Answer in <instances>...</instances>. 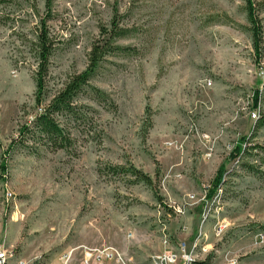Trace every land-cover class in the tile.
<instances>
[{
    "label": "rangeland",
    "instance_id": "obj_1",
    "mask_svg": "<svg viewBox=\"0 0 264 264\" xmlns=\"http://www.w3.org/2000/svg\"><path fill=\"white\" fill-rule=\"evenodd\" d=\"M256 1L264 48V0ZM245 5L54 0L47 10L45 0H1L0 247L11 252L8 264H63L72 248L68 264L81 263L83 245L112 246L129 264H151L167 240L194 239L198 264H264V178L231 158L244 136L264 145V128L254 134L264 113V57L255 58ZM115 15L135 29L119 40L133 50L109 56L92 81L115 107L82 99L97 110L99 134L79 138L69 152L11 150L39 111L34 38L41 19L49 16L56 40L48 76L54 93L87 67L101 26ZM131 164L154 178L163 203L153 187L110 169ZM222 166L226 181L210 198Z\"/></svg>",
    "mask_w": 264,
    "mask_h": 264
},
{
    "label": "trees",
    "instance_id": "obj_2",
    "mask_svg": "<svg viewBox=\"0 0 264 264\" xmlns=\"http://www.w3.org/2000/svg\"><path fill=\"white\" fill-rule=\"evenodd\" d=\"M53 2L54 0H45L47 10L51 9ZM245 3L247 18L252 25L255 58L260 63L264 57L263 32L259 17L262 6L256 0H245ZM48 17L41 19L34 38V51L38 61L35 73L37 87L35 102L36 106L39 107V111L20 128L19 135L13 139L9 146L11 150H25L35 155L44 151H74L79 138L90 136L91 133L94 135L99 134L94 125L97 110L89 102L82 99L86 97L99 103L106 102L105 104L110 103L111 106H116L110 95L105 90L93 85L92 81L96 78L109 56L117 53H130L133 50L131 46L120 44L119 40L130 37L135 31L132 27L120 26L117 15H115L110 26H101L100 37L92 44L89 52L87 67L81 72L70 75L62 87L51 93L48 87V76L50 74L51 57L57 46L56 40L50 35L47 24ZM260 95L261 91L257 90L255 95L256 108L260 107ZM261 128H264V113L255 122L254 134ZM250 139L249 136L242 137L233 149L231 158L238 160L240 166L245 170L264 178V156H260V162H254V158L253 160L250 159V157H254L260 152L264 155V145L253 143ZM110 169L115 174H130L134 177L133 183L143 182L153 187L156 198L163 203V197L154 183V178L144 170L134 164L129 167L111 165ZM226 172L224 166L218 170L208 197L212 198L217 189L225 183ZM156 175L158 179V171ZM261 227L264 230V225Z\"/></svg>",
    "mask_w": 264,
    "mask_h": 264
},
{
    "label": "built area",
    "instance_id": "obj_3",
    "mask_svg": "<svg viewBox=\"0 0 264 264\" xmlns=\"http://www.w3.org/2000/svg\"><path fill=\"white\" fill-rule=\"evenodd\" d=\"M254 113L253 117L256 118ZM206 195L204 196V198ZM201 246L197 239H194L190 244L187 240H180L178 244L174 245L166 242L163 250L156 252L151 256V264H198L197 263V249ZM82 261L85 264H90L94 261L116 260L122 264H129L122 256L121 252L112 246H98L91 247L83 245ZM75 248H72L64 257H62L63 264H68L72 258ZM11 252L4 247H0V264H8L11 258ZM17 264H31L25 259H20Z\"/></svg>",
    "mask_w": 264,
    "mask_h": 264
},
{
    "label": "crops",
    "instance_id": "obj_4",
    "mask_svg": "<svg viewBox=\"0 0 264 264\" xmlns=\"http://www.w3.org/2000/svg\"><path fill=\"white\" fill-rule=\"evenodd\" d=\"M178 244V243H177ZM174 245H176V244H174ZM161 250H163V249H161ZM95 263V262H94ZM71 264H74V263H71ZM75 264H85L83 261L81 262V263H75ZM93 264V263H92Z\"/></svg>",
    "mask_w": 264,
    "mask_h": 264
}]
</instances>
